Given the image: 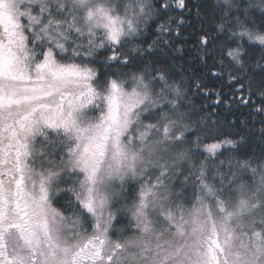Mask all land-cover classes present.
Masks as SVG:
<instances>
[{"label": "snow or ice", "instance_id": "snow-or-ice-1", "mask_svg": "<svg viewBox=\"0 0 264 264\" xmlns=\"http://www.w3.org/2000/svg\"><path fill=\"white\" fill-rule=\"evenodd\" d=\"M193 12L213 103L264 117V0H0V264H264V126L244 151L164 59Z\"/></svg>", "mask_w": 264, "mask_h": 264}, {"label": "trees", "instance_id": "trees-1", "mask_svg": "<svg viewBox=\"0 0 264 264\" xmlns=\"http://www.w3.org/2000/svg\"><path fill=\"white\" fill-rule=\"evenodd\" d=\"M198 2V0H188L189 5ZM173 15H180V10H176ZM188 23L181 28L180 37L175 39L174 47L181 48L182 51L174 52L173 55L175 59L171 57L164 58L170 61L173 65L171 71L175 74L174 78L179 80L181 75L184 76L186 82L189 77L195 76L201 79L204 83L205 88L209 91L207 95L203 90H198L194 85L188 86L187 96L192 105L196 107L200 112L201 116L210 117L211 120L219 121L223 127L225 133L233 132L240 133L245 137V149L246 152L256 151L258 152V145L260 144V133L259 129L264 126L261 125V117L259 115H252L253 108L251 105L243 106L237 103H232L230 106H226L223 103L217 105L213 103L216 99V92L220 91L225 94L224 98H228L232 94V89L225 86L221 82V78L211 76V68L206 67L200 63L197 56V48L199 37L202 35V27L205 30H210L212 27L211 21L205 16L204 24L202 25L200 20L195 18L194 12L192 14L185 13ZM154 32V29H153ZM214 34V33H213ZM152 32H149L145 37H143V42H151L154 39ZM142 41L138 40L137 43ZM146 46V44H145ZM171 51V49L169 50ZM110 52L101 51L98 56V61L102 62L104 58L109 55ZM209 65L211 61L208 62ZM98 67L101 66L100 63L97 64ZM131 70H139V66H130ZM103 71V69H101ZM121 70L118 64H113V67L109 69L110 72ZM123 71H128V68L122 69ZM247 120V124H242V121ZM235 121V126L232 123ZM234 139H239L238 136H233ZM119 207V205H117ZM117 223L114 224L116 229L127 228L129 226V219L126 213L118 214ZM128 234V233H125ZM120 234L113 235V238H117Z\"/></svg>", "mask_w": 264, "mask_h": 264}, {"label": "rangeland", "instance_id": "rangeland-1", "mask_svg": "<svg viewBox=\"0 0 264 264\" xmlns=\"http://www.w3.org/2000/svg\"><path fill=\"white\" fill-rule=\"evenodd\" d=\"M113 210H115V209H113ZM126 214H127V213H126ZM127 217H128V219H129V221H130V217H129L128 214H127ZM118 234H120V233H118ZM128 234H131V233L129 232ZM113 239H116V238H113Z\"/></svg>", "mask_w": 264, "mask_h": 264}]
</instances>
